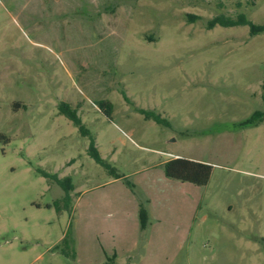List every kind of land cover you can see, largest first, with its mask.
<instances>
[{
	"label": "rangeland",
	"instance_id": "1",
	"mask_svg": "<svg viewBox=\"0 0 264 264\" xmlns=\"http://www.w3.org/2000/svg\"><path fill=\"white\" fill-rule=\"evenodd\" d=\"M240 14L264 0H0V264H264V32L206 27Z\"/></svg>",
	"mask_w": 264,
	"mask_h": 264
},
{
	"label": "trees",
	"instance_id": "2",
	"mask_svg": "<svg viewBox=\"0 0 264 264\" xmlns=\"http://www.w3.org/2000/svg\"><path fill=\"white\" fill-rule=\"evenodd\" d=\"M190 18V21H193V19L198 18L195 15H188ZM215 25L220 26H238V25H248L249 26V33L251 35L258 34L264 32V24H254L250 22L244 14L238 15L236 19L230 18V17H223L221 15L215 16L207 21L206 27L212 28ZM125 100H127V97L123 94ZM264 99V94H263ZM98 108L106 115L109 116L111 111V104L106 100H100L97 103ZM137 111L142 114L146 119H152L156 123H163L164 120L154 112L150 110H146L143 108H137ZM60 112L66 116V118L70 119L75 126L78 127L79 131L83 135H88L90 139V144L88 147V154L95 160L96 163L102 165L103 167L108 168V165L105 163V161L102 159L98 149L95 147V139L88 133V131L84 128V125L82 124L81 118L77 115V109L75 107H70L69 105L63 103L60 107ZM264 115V112H256L253 117H258L259 120L262 119V116ZM163 170L166 177L179 180L182 182H188L197 186L205 185L209 179L210 176V170L211 167L203 162L200 161H194L186 158L181 157H175L168 159L163 164ZM118 177V176H117ZM56 182L63 187L64 190L67 191V185L63 183L61 180L56 178ZM138 216L140 220L141 228L145 227L146 221H147V211L143 204V202H138ZM73 244V239L71 236H68L66 234L61 239V245L60 247H56V249H59V251L66 255V256H73L74 253H69L68 249L69 246ZM109 260L106 262V264H113L114 258H108Z\"/></svg>",
	"mask_w": 264,
	"mask_h": 264
}]
</instances>
